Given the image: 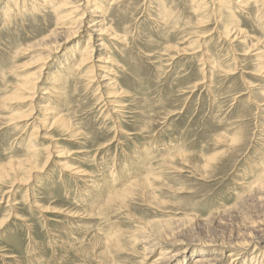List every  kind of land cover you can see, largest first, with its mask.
I'll return each mask as SVG.
<instances>
[{
	"label": "rangeland",
	"instance_id": "obj_1",
	"mask_svg": "<svg viewBox=\"0 0 264 264\" xmlns=\"http://www.w3.org/2000/svg\"><path fill=\"white\" fill-rule=\"evenodd\" d=\"M237 1L0 0V264L263 263L264 0Z\"/></svg>",
	"mask_w": 264,
	"mask_h": 264
},
{
	"label": "bare ground",
	"instance_id": "obj_2",
	"mask_svg": "<svg viewBox=\"0 0 264 264\" xmlns=\"http://www.w3.org/2000/svg\"><path fill=\"white\" fill-rule=\"evenodd\" d=\"M244 1H246V0H238L237 1V3L238 4H240V5H242V4H244ZM71 4V3H70ZM73 6V5H72ZM71 6V7H72ZM77 8H79L78 7V5H76V7H74V8H72V10L74 9H77ZM74 12V11H73ZM80 12V11H79ZM90 13H92V12H90ZM81 15V14H80ZM75 22H76V20H75ZM85 22H86V20H85ZM89 22H91V21H89ZM77 24V23H76ZM96 24L95 23H92V24H90V28H91V30H90V32H91V34H93V32H95V28H96V26H95ZM55 30H56V28H54ZM238 30V29H237ZM54 31V30H53ZM52 31V32H53ZM56 32V31H55ZM100 32H102V33H105L106 32V30H103V29H101L100 30ZM54 33V32H53ZM95 34V33H94ZM109 34V33H108ZM90 38H91V36H90ZM50 39V38H49ZM102 50V49H101ZM99 51H100V49H99ZM49 53V52H48ZM84 56V55H83ZM87 57H88V55L86 56L85 55V61H87ZM89 58V57H88ZM104 63V62H103ZM100 67V66H99ZM93 81V80H92ZM109 83V82H108ZM28 84V81L26 80L25 81V85H27ZM100 86V85H99ZM101 91V90H100ZM102 95V94H101ZM42 99V98H41ZM31 137V136H30ZM44 137V136H43ZM29 144V143H28ZM22 184V183H21ZM28 184V183H27ZM5 202V201H4ZM155 238V237H154ZM264 239V238H263ZM263 239H258L257 241H255V242H257V243H259V242H262L263 241ZM142 242L146 245V249L145 250H147V254H151L153 251H155V250H157L158 248H160L161 246H162V244H160V242L159 241H156V240H152V239H149V238H143L142 239ZM172 243V242H171ZM256 243V244H257ZM170 244V243H169ZM173 244V243H172ZM204 244V243H203ZM171 245V244H170ZM217 246V245H216ZM173 247V246H172ZM171 246L170 247H165V248H163V247H161L160 249V252H159V255H158V257L156 258V260L157 261H160V264H172V263H174V261L176 260V258H178V252H174L173 253V250H171V248H172ZM199 252H206V250L205 249H203V248H201V249H199L198 250ZM234 256V255H233ZM232 258H234V257H232ZM251 259L252 258H254L253 259V261H251V259H250V262H252L253 264L255 263V264H257V263H259L260 261H257V260H255V256H252V257H250ZM236 260V259H235ZM235 260L233 259V261H231L232 262V264H234V262H235ZM219 260H218V258H216V257H209V256H203V255H199V256H197V257H195L194 258V261H193V263L192 264H216L217 262H218ZM261 264V263H260ZM262 264H264V260H263V263Z\"/></svg>",
	"mask_w": 264,
	"mask_h": 264
}]
</instances>
